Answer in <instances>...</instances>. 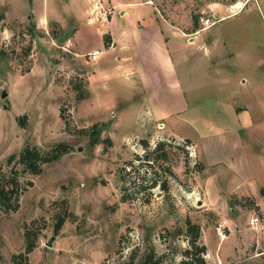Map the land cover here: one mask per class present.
<instances>
[{
  "label": "rangeland",
  "instance_id": "1",
  "mask_svg": "<svg viewBox=\"0 0 264 264\" xmlns=\"http://www.w3.org/2000/svg\"><path fill=\"white\" fill-rule=\"evenodd\" d=\"M154 17L188 40L167 86L181 87L179 105L115 71L118 29ZM244 110L252 126L232 112ZM228 113L260 164L241 193ZM59 143L69 152L40 174L18 164L25 148ZM263 159L264 0H0V168L21 192L16 211L0 206V264H184L188 221L205 247L192 264H264Z\"/></svg>",
  "mask_w": 264,
  "mask_h": 264
},
{
  "label": "crops",
  "instance_id": "2",
  "mask_svg": "<svg viewBox=\"0 0 264 264\" xmlns=\"http://www.w3.org/2000/svg\"><path fill=\"white\" fill-rule=\"evenodd\" d=\"M137 22L138 20H136L134 23ZM118 30L119 32L117 34L120 42V44H118V58L121 60V62L119 61L118 63L120 68L119 70H115L116 73L122 76V79L125 82H127V78L135 79V77L138 75L140 80H138L132 86V88L141 86L143 89L142 93H144V89H147L148 94L151 95L152 89L153 91L154 89L158 90L161 96L174 97L171 99V103L179 105V101L184 98L181 87L176 89V92L178 90V93H174V95L170 88L168 90L167 86L177 85V76H175L173 59L176 58L177 60L178 53L182 52L184 48L188 47V40H186L185 36L181 35L179 32L176 33L175 31L163 32L157 17H154V19H152L142 30H139L136 25ZM199 37L200 38L197 37L198 43H200L199 39L201 40V36ZM102 48L104 47L98 46L96 49H93V51L102 50ZM130 51H132L133 58L138 60V64H140L137 65V67L125 65L127 63V59H129L128 54ZM98 71H100V77L102 78L107 75L105 74L106 71L104 69L100 68ZM144 73H146L147 76L144 75ZM152 85H154V88ZM169 112V117H171L172 110L170 109ZM232 112L236 118L239 116V120H237L239 124L244 125L243 127L252 126L251 119H248V117L245 115L247 110H244L239 114H237L235 111ZM157 116L160 117L159 115H156V117ZM227 119H229L231 122L222 123V125H224L222 127L223 130L221 129L220 131L223 132V134H226L222 135L224 139L226 136L228 138L227 140L232 143L229 154L227 151H225L226 155L223 153L226 158V163H228L230 168L234 169L232 170V172H234L233 176L228 177V181H232V179H234L233 184L229 187L234 189L236 192L238 191L241 193L244 191V188L241 186L243 183H249L251 180L253 181V179L255 180V178H257V173L255 174L253 167L260 164L253 162L251 155L246 154L244 151V148H246L248 145L246 144L245 140L240 139L238 132L242 130V128L237 125V122L234 121L233 123V115L231 113L230 115L228 113ZM239 140L241 141L239 142Z\"/></svg>",
  "mask_w": 264,
  "mask_h": 264
},
{
  "label": "trees",
  "instance_id": "3",
  "mask_svg": "<svg viewBox=\"0 0 264 264\" xmlns=\"http://www.w3.org/2000/svg\"><path fill=\"white\" fill-rule=\"evenodd\" d=\"M104 45L106 47L109 46L107 42H104ZM20 123L24 125V118L20 120ZM142 144H144V147H147L144 142ZM160 146L161 144H157L152 156L148 154L143 157L149 167H152L154 163L158 162L159 157L155 156V154L160 150ZM69 150L70 146L65 143L56 144L46 151H43L37 147H27L19 154L18 164L22 166L23 171L32 175H38L41 173L43 165L57 161L62 155L68 153ZM11 159L12 157L9 159V161ZM152 187H154L153 184ZM162 187H164V184ZM20 193V187L15 174L12 177L6 178L0 168V206H3L5 211H16L19 207L18 198ZM61 223L62 219H60L57 227H60ZM187 225L188 233L191 236L190 245L194 248V251L186 252V255H190V260H187L184 262V264H192L191 257L193 255H200L203 253L205 251V247H197V239L199 235L198 227L191 225L189 221L187 222ZM25 238L27 240L25 252L30 253L34 247V243L31 242L28 232L25 233ZM146 262H149V258H147ZM200 264H203L202 260H200Z\"/></svg>",
  "mask_w": 264,
  "mask_h": 264
},
{
  "label": "built area",
  "instance_id": "4",
  "mask_svg": "<svg viewBox=\"0 0 264 264\" xmlns=\"http://www.w3.org/2000/svg\"><path fill=\"white\" fill-rule=\"evenodd\" d=\"M209 24H210L209 19H206L204 21V25L205 26H208ZM96 55H97V52L93 53L91 59L95 60L96 59ZM255 222H257V220H255ZM218 235H219V237H220L221 240H223V239L226 238L225 234L222 231V224H219V227H218Z\"/></svg>",
  "mask_w": 264,
  "mask_h": 264
},
{
  "label": "bare ground",
  "instance_id": "5",
  "mask_svg": "<svg viewBox=\"0 0 264 264\" xmlns=\"http://www.w3.org/2000/svg\"><path fill=\"white\" fill-rule=\"evenodd\" d=\"M233 9L239 12V10L235 9V7H234ZM234 12H235V11H234ZM234 14H235V13H234Z\"/></svg>",
  "mask_w": 264,
  "mask_h": 264
},
{
  "label": "water",
  "instance_id": "6",
  "mask_svg": "<svg viewBox=\"0 0 264 264\" xmlns=\"http://www.w3.org/2000/svg\"><path fill=\"white\" fill-rule=\"evenodd\" d=\"M2 97H4V94H2Z\"/></svg>",
  "mask_w": 264,
  "mask_h": 264
}]
</instances>
